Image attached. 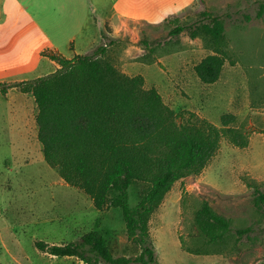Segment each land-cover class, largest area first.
<instances>
[{"label":"rangeland","instance_id":"rangeland-1","mask_svg":"<svg viewBox=\"0 0 264 264\" xmlns=\"http://www.w3.org/2000/svg\"><path fill=\"white\" fill-rule=\"evenodd\" d=\"M89 1L85 0L86 9L94 18L90 4L100 3ZM106 1L101 4L110 7ZM185 1L177 13L159 20L124 21L103 59L128 76H142L145 89L155 88L168 107L185 113L179 123L193 113L220 126L223 115L233 114L232 126L246 134L248 146L237 148L223 139L199 175L178 180L165 195L149 222L156 261L264 264V205L254 202L257 189L264 193V0ZM65 3L60 1L61 6ZM261 5L263 14L258 18ZM202 12L220 18L224 25L225 61L220 78L209 85L199 80L195 66L215 54L210 41L191 38L187 29L171 34L177 25L188 28L207 22ZM58 17L63 24L69 20L66 13ZM60 46L65 56L70 54ZM19 91L13 90L10 97L0 93V264H82L75 257L44 253L35 243L64 245L90 231L106 238L115 258L139 256L140 246L127 237L122 210L95 209L87 194L66 184L47 164L37 138L34 98ZM148 188L145 182L130 185V208ZM204 202L231 223L221 241L209 243L196 224Z\"/></svg>","mask_w":264,"mask_h":264},{"label":"trees","instance_id":"trees-1","mask_svg":"<svg viewBox=\"0 0 264 264\" xmlns=\"http://www.w3.org/2000/svg\"><path fill=\"white\" fill-rule=\"evenodd\" d=\"M262 14L261 5L258 18ZM201 15L207 22L188 28L177 25L171 34L187 29L191 38L210 41L215 54L195 66L199 80L209 85L218 81L223 69L224 25L208 12ZM102 39L86 55L72 59L47 55L59 66L55 72L28 81L0 82V93L19 88L32 94L38 111L37 138L47 164L66 184L87 194L95 209L120 208L127 237L141 253L134 259L115 258L106 238L96 231L64 245L39 241L35 246L51 256L75 257L82 264H157L149 222L165 195L178 180L199 175L223 139L245 148L248 138L232 126L233 114L223 115L220 126L193 113L179 123L185 113L168 107L155 88L145 89L142 76H128L103 59L114 40L106 35ZM133 182H145L149 188L130 208L128 189ZM255 193V204L264 205V193L258 189ZM196 224L209 243L223 240L231 231L230 221L206 202L197 212Z\"/></svg>","mask_w":264,"mask_h":264},{"label":"crops","instance_id":"crops-1","mask_svg":"<svg viewBox=\"0 0 264 264\" xmlns=\"http://www.w3.org/2000/svg\"><path fill=\"white\" fill-rule=\"evenodd\" d=\"M32 1L0 0V82H21L49 75L59 66L45 54L66 59L89 54L102 44L105 33L113 39L124 21L159 20L177 13L186 4L185 0H158L156 5L157 0H110L107 11L101 4L104 0H99L98 7L90 4L93 18L85 0H36L35 8L31 9ZM60 1H65V5L61 6ZM46 13L50 20H44ZM65 13L69 20L63 24L58 16ZM108 29L111 32H106ZM61 43L70 54L65 56ZM46 66L51 68L44 72ZM13 90L17 88L9 89L4 96L10 97Z\"/></svg>","mask_w":264,"mask_h":264}]
</instances>
